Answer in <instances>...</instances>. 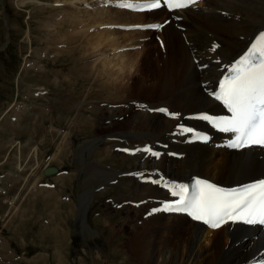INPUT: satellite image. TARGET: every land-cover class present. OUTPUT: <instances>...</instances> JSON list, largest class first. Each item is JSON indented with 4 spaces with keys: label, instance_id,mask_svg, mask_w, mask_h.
I'll use <instances>...</instances> for the list:
<instances>
[{
    "label": "rangeland",
    "instance_id": "rangeland-1",
    "mask_svg": "<svg viewBox=\"0 0 264 264\" xmlns=\"http://www.w3.org/2000/svg\"><path fill=\"white\" fill-rule=\"evenodd\" d=\"M72 2L75 5H71ZM82 2L95 3L88 0H0V264H139L138 249L121 246L128 238L127 231L137 221V212L128 203H120V195L127 192L125 175L119 172L107 180L100 175L91 176L84 169L85 162L108 137L105 126L111 118L101 113L96 116L79 113L71 126L78 136L70 133V148L56 153L52 159L49 157L56 151L59 134L56 130L66 132L63 125L67 123L68 113H75L76 100L85 110L97 102L103 105L102 102L114 101L113 95L123 92L126 79L119 77L123 72L134 77L153 76L160 66L156 65L152 54L162 49V34L160 31L144 35L127 33V39L140 45L145 43L147 49H141L139 44L138 47L127 45L134 55V67L123 70L119 58L115 57L123 51L106 46L105 37L99 34L101 27L95 28L98 24L95 25L94 13ZM83 10L88 13H79ZM124 23L127 22L116 24ZM214 24L220 25V22L214 21ZM57 25L60 28L53 33L50 26ZM87 26V33L78 34ZM115 30L125 31L117 27ZM68 35L73 36L70 41L64 39ZM98 38L101 45L97 44ZM117 41H121L120 34ZM69 46L71 51H66ZM131 46L134 49L129 48ZM73 58L85 71L80 72L82 75L77 68L71 70ZM103 61L108 63V68L101 65ZM131 94L142 93L133 87ZM85 115L91 117L92 124L86 123ZM44 126L50 128L45 132ZM41 128L43 134H39ZM91 138L95 139L94 143L84 148ZM60 143L65 148V143L61 140ZM105 160L118 170L132 162L129 157L119 162L112 154ZM46 164L70 171L72 177L63 174V180L49 178L54 188L37 187V176ZM19 167L21 171L17 170ZM83 197L91 199L86 221L78 215L79 205L84 204ZM10 200L14 201L12 207L8 204ZM44 217L49 221L41 222ZM137 223L140 225V221ZM222 234L223 231L217 235L223 239ZM164 235L170 236L172 232L164 231ZM35 249L45 251L32 252ZM27 257L31 260L26 261Z\"/></svg>",
    "mask_w": 264,
    "mask_h": 264
},
{
    "label": "bare ground",
    "instance_id": "bare-ground-1",
    "mask_svg": "<svg viewBox=\"0 0 264 264\" xmlns=\"http://www.w3.org/2000/svg\"><path fill=\"white\" fill-rule=\"evenodd\" d=\"M88 1L95 2L88 4L87 7L84 4V7L94 13L95 25L98 24L95 28L101 27L99 34L105 37L106 46L123 51L114 53L120 60V67L123 70L134 67L132 58L134 55H131L130 49L126 47L138 42L133 43L130 41L131 38L127 39L129 35L127 33L139 35L148 31L134 32L123 29L127 31L125 33L112 27L120 28L117 22H143L141 17L144 16L150 18L146 22H156L159 20L158 16L165 12L157 9L150 13H136L115 8L111 4L105 5V0ZM71 5L75 3L72 2ZM197 6L200 7L190 6L167 14L169 21L160 30L162 49L152 54L160 68L157 67L152 77L147 75L134 77L123 72L119 77L126 79V85L123 86L122 93L113 95L114 101L104 100L103 105L97 102L85 110L76 100L73 106L76 107L75 113L69 112L67 123L63 125L66 132L56 130L60 134V140L65 143V148L58 141L54 155L70 148V133L78 136L77 132L72 131L71 126L79 113H90L95 116L97 113L107 114L109 119L111 118L105 126L108 137L104 139L103 146L85 162L84 169L90 172L91 176L100 175L107 180L119 172L126 174L127 192L120 195V203H128L130 208L137 212L136 219L140 221V225L137 221L131 225V230L126 233L128 238L121 242V246L129 245L131 249H138L139 264H261V258L264 257V231L256 232L232 225L222 226L217 230L204 228L189 221L182 214L164 210L165 205H169L167 199H171L172 196L153 182L154 179H160L177 184L190 176L198 175L219 184L234 186L264 174V161L256 159L257 153L254 150L235 152L221 147L214 149L209 145L189 142L187 138L190 133L180 130L181 126L191 130L196 126L210 128L207 121L189 119L187 114L205 111L215 106V101L208 92L224 71L220 69L221 66L223 64L226 66L234 60L248 40L264 28V0H205L199 2ZM239 8L243 10L240 11ZM79 13L88 12L83 10ZM214 21H219L220 25H215ZM50 27L55 33L59 25ZM89 27L76 31L78 34L85 31L87 33ZM118 34L121 38L119 42ZM111 35H114L116 40H112ZM72 38L73 36L68 35L64 39L70 41ZM99 41L100 39L97 44ZM139 46L141 49L146 48L145 43ZM70 49L71 46L67 47L66 51H71ZM140 51L142 53L145 49ZM75 60L73 58L70 68L72 71L77 68L80 75L81 71L83 73L85 71L74 63ZM101 65L108 68V63L104 61ZM108 71L112 72L110 69ZM133 87L142 94H131ZM79 109L81 111H78ZM160 109L168 110L175 115L169 117L159 111ZM114 115L115 119H112ZM85 116L86 123L92 124L91 117ZM43 133L44 130L41 128L39 134ZM88 146L89 144L84 148ZM146 148L149 151H145ZM173 151L180 152L181 158L172 157ZM153 153L158 155L155 157ZM108 154L118 157L119 162L130 157L132 162L125 165L123 170H118L110 163L104 162L107 161L105 158ZM83 201L85 203L89 200L83 197ZM164 231L172 232V235L163 237ZM222 231L223 239L217 235ZM209 236L210 239H207ZM161 237L163 238L160 239Z\"/></svg>",
    "mask_w": 264,
    "mask_h": 264
},
{
    "label": "snow or ice",
    "instance_id": "snow-or-ice-1",
    "mask_svg": "<svg viewBox=\"0 0 264 264\" xmlns=\"http://www.w3.org/2000/svg\"><path fill=\"white\" fill-rule=\"evenodd\" d=\"M194 0H163L168 9L186 8ZM161 0L146 5L148 9L161 8ZM123 7H132L130 4ZM146 27H160L146 25ZM231 112L230 117L213 119L208 115L199 118L210 121L224 132L235 134L230 146L243 148L264 146V33L228 69V75L219 83V91L213 93ZM159 111H166L160 109ZM175 115V114H173ZM190 132L191 129H183ZM207 140L208 138L202 137ZM149 151V149H145ZM158 155V153H153ZM179 196L177 207L165 205V210L187 212L196 220H202L212 228L228 220L248 224H264V180L225 190L205 180H196L192 192L186 185H175Z\"/></svg>",
    "mask_w": 264,
    "mask_h": 264
},
{
    "label": "water",
    "instance_id": "water-1",
    "mask_svg": "<svg viewBox=\"0 0 264 264\" xmlns=\"http://www.w3.org/2000/svg\"><path fill=\"white\" fill-rule=\"evenodd\" d=\"M54 170H55V169H53V168H49V169H46L45 172H46V173H51V172H53Z\"/></svg>",
    "mask_w": 264,
    "mask_h": 264
}]
</instances>
